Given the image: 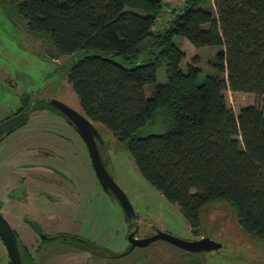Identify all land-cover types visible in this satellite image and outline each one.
<instances>
[{"label": "trees", "instance_id": "obj_1", "mask_svg": "<svg viewBox=\"0 0 264 264\" xmlns=\"http://www.w3.org/2000/svg\"><path fill=\"white\" fill-rule=\"evenodd\" d=\"M178 3L0 0V10L23 20L59 54L84 51L63 70L82 114L122 143L191 231L205 204L224 199L239 229L264 239V0ZM162 12L164 22L155 29ZM175 36L194 48L220 46L211 61L214 74L197 82L199 56L178 47ZM160 66L165 80L159 83ZM226 89L254 100L234 113ZM149 120L161 129L141 134Z\"/></svg>", "mask_w": 264, "mask_h": 264}, {"label": "rangeland", "instance_id": "obj_2", "mask_svg": "<svg viewBox=\"0 0 264 264\" xmlns=\"http://www.w3.org/2000/svg\"><path fill=\"white\" fill-rule=\"evenodd\" d=\"M163 1L170 5H177L176 3L180 2V0ZM170 5H167L166 8L169 9ZM164 19L165 15L162 12L158 16L154 28L161 27ZM173 40L178 47L197 52L198 66L200 67L196 78L197 82L202 81L206 75L214 74L215 68L211 65V61L215 52L221 49L220 46L194 48L182 37L175 36ZM83 53L84 51L80 50L72 55L59 54L52 50L48 40L42 41L28 31L23 20L20 18L9 20L0 10V121L9 117L11 112L20 106V97L23 95H28L31 103L41 102L46 106L49 105L47 99L55 97L76 111H80L77 99L65 80L63 70ZM164 80V68L160 66L156 69L155 81L160 83ZM144 89L145 95L148 96L150 88L145 86ZM223 95L227 106L234 113L240 107L251 104L254 100L253 95L248 92L226 89L223 91ZM29 124L31 127H37V124L31 122V115L24 124L18 126L19 128L16 127V133L10 136V145L21 140L18 131ZM92 124L99 134L97 150L106 171L122 190L139 217L144 215L139 200L150 194L156 195L165 210L164 222L173 235L182 239H194L196 236L191 233L176 205L167 202L140 175L122 143L104 126L95 122ZM160 129L158 124L149 120L142 127L141 134ZM35 135L36 133L23 135L22 140L16 144V150L10 154L15 159L14 163L19 166L27 163L30 171H22L25 167H17L21 169V174L13 176L14 173L8 180L7 171L0 168V191L7 188L4 191L9 192L6 197L20 201L21 204L15 208L12 206L14 218L11 213L7 212H10V209L4 211V215L17 227L15 232L24 243H26L24 226L19 225L18 222L25 223L20 221L18 215H26L29 218L31 215L41 213V210L35 209L37 206H41L45 213L49 214L55 211L65 217L60 216L58 222L62 228L76 229L80 236H88L95 240L92 248L95 253L100 255L98 264H158L159 262L171 264L175 259L186 256L176 246L163 241L155 242L159 254L152 253V245L134 247L131 250L128 248L125 233L129 225L124 219L121 206L115 197L102 190L94 176L85 145L70 130L66 135L79 150L72 145L70 157L67 160L64 159L61 162L53 158L44 164L51 167L52 178L59 177L64 181L61 187L65 188L68 194L75 197L79 195L78 202L73 205L70 201L52 200L54 192L49 189L52 182L47 181L50 175L47 172L36 173V169H42L36 168L35 162L39 160L30 158L29 147L36 142ZM39 140L40 138L37 139L38 143H40ZM7 141L5 139L4 143L10 146ZM3 149L4 145L1 142L0 157L4 156L5 158L7 152ZM40 154L43 153L40 152ZM20 176H25L22 181L19 179ZM9 184H12L11 189ZM48 199L53 203L52 205L47 201ZM44 207H55L56 210H44ZM197 229L202 237L220 244L217 251L189 254L201 264H208V262L212 264H264V239L247 235L239 229L236 211L229 201L214 199L205 204L199 212ZM53 254L51 253L50 256ZM107 255L116 256L109 260V257L105 259ZM44 261L43 258L42 264ZM51 261L52 264H65V259L61 257L58 260L53 258ZM0 264H8L1 241ZM45 264H49V260H46Z\"/></svg>", "mask_w": 264, "mask_h": 264}, {"label": "flooded vegetation", "instance_id": "obj_3", "mask_svg": "<svg viewBox=\"0 0 264 264\" xmlns=\"http://www.w3.org/2000/svg\"><path fill=\"white\" fill-rule=\"evenodd\" d=\"M29 98H30L29 96L20 97V106L17 108V110L19 111H17L14 114L23 112L24 118L27 117L28 119V117L33 113L37 116L38 115L40 116L39 122H32L33 124H37V127H31L30 124L22 127L20 131H18V134L21 135V139H22V136L25 135L26 133H36L35 135L36 142L32 143V146L29 147V151H31L30 158L39 160L35 162L36 168L40 167L42 169H36V173L47 172L50 175L49 178H47V181L49 183L52 182L49 185V189L53 190L54 192V194L52 195L53 196L52 200L56 201L59 199V200H63L64 202L70 201L73 205H75V203L78 202L79 195L75 197V196L68 194L65 188L61 187L64 181L59 177L52 178L51 177L52 173L50 171L51 167L45 165L44 163H46L47 161H50L53 158H56L57 160L63 162L64 159L67 160L70 157L69 156L70 150L72 148V145L74 144L72 143L71 139L66 135V133L69 132V130L75 134L76 138L78 136L80 140L83 142V144L86 147L87 154L90 160L88 148L85 142L83 141V139L81 138L80 134L74 127V125L69 120V118L50 103V100L53 98L55 99V97H51L47 99V102L49 101V105L47 106L41 102L31 103L29 101ZM14 114H10V116ZM24 118L21 121L15 123L10 128H8L11 130H9L2 137H0V143L2 142V145H4L3 150L7 152V156L5 158L4 156L0 157V168L2 170L5 169L7 171L8 180L11 179V176L14 173L15 174L13 176H18L21 174V169H18L17 167L19 168L25 167V169L22 171H30V168H28L27 163H23L19 166L18 164L14 163L15 159L10 156L13 150H16V147H17L16 144H18V143H15L13 145H10L9 144L10 136L16 133L15 131L17 129L16 127L22 125L20 123L24 121ZM1 134L2 132L0 133V135ZM38 138H40L39 140L40 143L37 142ZM5 139L8 140L7 142H8V145L10 146H7L4 143ZM95 143H96V148H97L96 140H95ZM74 147L75 149L79 150L76 145H74ZM40 152H42L43 154H40ZM24 177L25 176H20L19 177L20 181H22ZM95 178L97 179L96 176ZM89 179L91 180V177H89ZM97 181L99 183L98 179ZM10 183L12 182L10 181ZM9 185L11 189L12 184H9ZM6 189L7 188H4L2 189V191H0V213L4 216V218H6V216L4 215V211H5V208H9L8 205L14 206L15 208L19 206L18 204H20V201L13 200L11 198L6 197V195H8L9 193V192H4ZM104 192L112 195L111 193H108L106 191ZM47 201L50 202L49 199ZM139 201L141 203V210L144 212V215L142 217H139L137 211L132 207V205H131L132 210H133L132 215H130L129 217H126L125 214L123 213L124 219L129 225L125 233L127 246L131 250L134 247H143V246L152 245V253L159 254L157 251V248L155 247V242L156 241L167 242V241L163 239H155L153 241H149L145 245H140V241H141L140 239H146L152 235L157 234L158 232H166V233L173 235L170 229H168V225L164 222L163 217H164L165 210H164L163 204L161 200L156 195H153V194H150L149 196H146L140 199ZM50 203L51 205L53 204L52 202ZM9 209L10 211L13 210L12 208H9ZM35 209L41 210L42 212L39 214L31 215L29 218L26 217V215H23L21 218V221L25 223L22 225L24 226L23 229H24L26 243H24L22 239L18 237L14 228H12L17 238L19 250L23 253V256H22L23 264H37L36 259L40 255H41L40 257H43L45 261L49 260V264H52L51 260L53 258L55 260H58V258L60 257L65 259V264H98L99 263L100 255L95 253L91 246V244L94 245L95 240L88 238V236H80L79 234H77L76 229L72 230V228H68V229L62 228L58 223L60 220V216L65 218L62 214H59L55 211L49 214L45 213L41 206H37ZM45 209L56 210L55 207H52V208L44 207V210ZM6 220L7 222H9L7 218ZM9 225L13 227L10 222H9ZM191 233L196 237L194 239H186V240H195V239L202 237L199 234L198 229H196L195 232L191 231ZM131 241L132 242L136 241V243L138 244L133 243L132 245ZM167 243H170V242H167ZM176 247L179 248L183 254H186V256H182L181 258L175 259L173 262H171V264H201L200 261L193 258L192 255H189V254H191L192 252H202V251H211V250L217 251L218 250L217 248V249H210V250L188 251L178 246ZM85 251L91 252L92 257L87 258L86 254L84 253ZM51 253H54V254L50 256ZM93 253L95 254V256ZM115 256L116 255H113V256L107 255L105 257L107 258L109 257V260H110L112 258L114 259ZM7 261H8V258H7ZM45 261L43 262V264L45 263ZM158 264H164V263L159 262ZM208 264H212V263L208 262Z\"/></svg>", "mask_w": 264, "mask_h": 264}, {"label": "water", "instance_id": "obj_4", "mask_svg": "<svg viewBox=\"0 0 264 264\" xmlns=\"http://www.w3.org/2000/svg\"><path fill=\"white\" fill-rule=\"evenodd\" d=\"M50 103L69 118V120L74 125L81 138L85 142L89 151L92 170L99 180L100 186L104 191L111 193L115 197L126 217L132 215L133 210L129 201L127 200L122 190L116 185V183L106 171L103 160L100 158L97 152L95 140L96 142L99 141V134L97 132V129L93 126L92 121H90L84 114H82L81 110L76 111L60 100L53 98L50 100ZM23 118L24 113L20 112L0 121V133L2 132L0 137H2L6 133L8 128L21 121ZM155 239H163L175 246L188 251L217 249L220 246L219 243H215L206 237H201L195 240H186L166 232H158L157 234L152 235L146 239H140V245H145L149 241H153ZM0 241L5 249L8 263L23 264L16 235L12 227L9 225V223L1 213ZM133 243L138 244L136 243V241L132 242V245Z\"/></svg>", "mask_w": 264, "mask_h": 264}, {"label": "crops", "instance_id": "obj_5", "mask_svg": "<svg viewBox=\"0 0 264 264\" xmlns=\"http://www.w3.org/2000/svg\"><path fill=\"white\" fill-rule=\"evenodd\" d=\"M36 113V112H35ZM35 117V118H34ZM39 118H40V116L38 115H35V114H31V122H39ZM22 140V139H21ZM20 140V141H21ZM19 141V142H20ZM19 142H17V143H19ZM19 205H21V204H19ZM9 206V208H12V206H10V205H8ZM9 208H5V211H7ZM8 213H11L12 214V217L14 218V215H13V213H12V211H7ZM18 218L20 219V221H21V218H22V215L21 214H19L18 215ZM6 219V218H5ZM8 219V218H7ZM16 221V220H15ZM10 223H11V221H9ZM8 222V223H9ZM17 222V221H16ZM18 224L19 225H22L21 223H19L18 222ZM11 225L13 226L12 228H14V230L16 231L17 230V227L15 226V225H13L12 223H11ZM3 246V245H2ZM91 246L93 247V245L91 244ZM85 253L87 254V258H91L92 257V253L91 252H88V251H85ZM94 254V253H93ZM95 255V254H94ZM41 256V255H40ZM38 257L37 259H36V263L37 264H42V260H43V257ZM98 257V256H97ZM105 259H107V257L105 258ZM45 264V263H44Z\"/></svg>", "mask_w": 264, "mask_h": 264}]
</instances>
